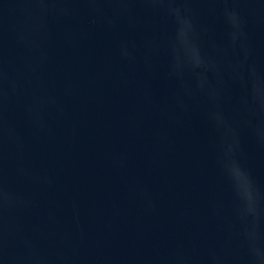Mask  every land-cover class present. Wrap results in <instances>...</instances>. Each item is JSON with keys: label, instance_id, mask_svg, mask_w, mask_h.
Masks as SVG:
<instances>
[{"label": "water", "instance_id": "water-1", "mask_svg": "<svg viewBox=\"0 0 264 264\" xmlns=\"http://www.w3.org/2000/svg\"><path fill=\"white\" fill-rule=\"evenodd\" d=\"M0 264H264V0H0Z\"/></svg>", "mask_w": 264, "mask_h": 264}]
</instances>
